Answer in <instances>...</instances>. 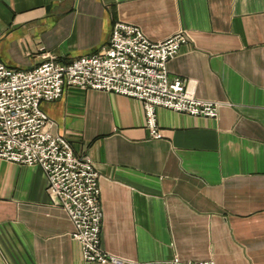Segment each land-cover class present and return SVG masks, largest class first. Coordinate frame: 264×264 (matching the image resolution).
I'll use <instances>...</instances> for the list:
<instances>
[{
	"label": "crops",
	"instance_id": "obj_1",
	"mask_svg": "<svg viewBox=\"0 0 264 264\" xmlns=\"http://www.w3.org/2000/svg\"><path fill=\"white\" fill-rule=\"evenodd\" d=\"M116 21L153 42L183 31L169 61L219 117L156 110L135 98L64 88L41 103L52 132L100 175L101 246L124 264H264V0H0V60L32 69L109 45ZM39 165L0 159V264L87 263Z\"/></svg>",
	"mask_w": 264,
	"mask_h": 264
},
{
	"label": "built area",
	"instance_id": "obj_2",
	"mask_svg": "<svg viewBox=\"0 0 264 264\" xmlns=\"http://www.w3.org/2000/svg\"><path fill=\"white\" fill-rule=\"evenodd\" d=\"M111 29L105 49L70 64L47 55L25 71L12 70L0 60V159L42 168L48 194L71 220V235L85 262L124 264L101 246L100 175L93 161L74 154L68 140L52 132L41 103L57 100L66 87L132 97L142 102L146 130L155 139L161 137L158 108L217 119L220 103L197 98L180 77L170 79L168 63L188 42L183 31L153 42L131 23L116 21ZM172 264L215 262L174 259Z\"/></svg>",
	"mask_w": 264,
	"mask_h": 264
},
{
	"label": "rangeland",
	"instance_id": "obj_3",
	"mask_svg": "<svg viewBox=\"0 0 264 264\" xmlns=\"http://www.w3.org/2000/svg\"><path fill=\"white\" fill-rule=\"evenodd\" d=\"M69 142V141H68Z\"/></svg>",
	"mask_w": 264,
	"mask_h": 264
}]
</instances>
